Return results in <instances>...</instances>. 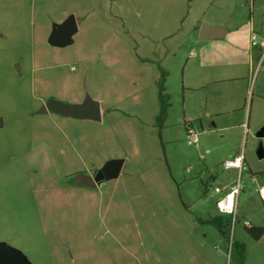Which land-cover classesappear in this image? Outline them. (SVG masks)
<instances>
[{
	"label": "rangeland",
	"instance_id": "1",
	"mask_svg": "<svg viewBox=\"0 0 264 264\" xmlns=\"http://www.w3.org/2000/svg\"><path fill=\"white\" fill-rule=\"evenodd\" d=\"M229 11L254 52L249 83L221 81L207 62L224 40L199 36ZM54 99L68 116L42 112ZM260 145L264 0H0V243L31 264H264L243 224L264 227ZM241 153L225 236L215 188L237 181L222 163ZM116 161L117 178L72 184Z\"/></svg>",
	"mask_w": 264,
	"mask_h": 264
},
{
	"label": "crops",
	"instance_id": "2",
	"mask_svg": "<svg viewBox=\"0 0 264 264\" xmlns=\"http://www.w3.org/2000/svg\"><path fill=\"white\" fill-rule=\"evenodd\" d=\"M233 16L234 15L229 11L223 15L216 16L210 21V23H205L211 26V28H218L221 30L216 31L213 35H222V37L213 40L210 39L211 41L224 40L217 43L220 51L215 55V60L210 59L207 63L215 64L214 67L216 68L220 67L221 69L219 71H223L225 75L229 72L228 76H224L225 78H219L221 81L226 80L228 82H239L247 80L249 83L252 72L255 70V59L252 54L254 52L251 50L247 53L242 50L243 46L241 45V40H239V35L244 30L242 29L241 22ZM194 29H199V27L195 26ZM200 61L204 63L202 60H199L198 62ZM221 73L222 72H219V74ZM98 113L100 118L104 114L102 110H99ZM231 185L222 188L227 189Z\"/></svg>",
	"mask_w": 264,
	"mask_h": 264
},
{
	"label": "water",
	"instance_id": "3",
	"mask_svg": "<svg viewBox=\"0 0 264 264\" xmlns=\"http://www.w3.org/2000/svg\"><path fill=\"white\" fill-rule=\"evenodd\" d=\"M216 31H221L218 28H211L208 24H204L201 29L200 39L202 40H213L222 37V35H213ZM49 111L56 112L58 114L68 116L71 112V106L60 101L51 100L46 104L42 112L47 113ZM91 113L96 114V118L91 116ZM88 116L93 119H100L99 113L89 112ZM258 154L260 157H264L263 149L260 145ZM117 161L112 163L109 168L105 171H99L95 175H88L84 173H79L75 176L73 184L80 187L96 188L97 185L108 178H117L119 176V167H117ZM0 264H31L20 252L4 246L0 243Z\"/></svg>",
	"mask_w": 264,
	"mask_h": 264
},
{
	"label": "built area",
	"instance_id": "4",
	"mask_svg": "<svg viewBox=\"0 0 264 264\" xmlns=\"http://www.w3.org/2000/svg\"><path fill=\"white\" fill-rule=\"evenodd\" d=\"M252 46H258V43L256 42V37L252 36ZM188 137L190 141L195 144L198 142V136L194 130L189 129L188 130ZM245 156L243 153L239 154L238 156L234 157L230 160H225L222 165L224 169L226 170H237L238 171V178L237 181H235L234 184H232L230 187L222 188V187H216L215 191L217 193L222 194L226 191V193L223 195L221 199H219L216 203L217 209L220 212V214L225 215L227 217H230V221L233 224V226L236 224L239 216L238 212V206H237V199L244 188V185H242V172L244 170V163H245ZM259 196L262 198V201L264 202V187L261 186L258 189ZM245 228H250L252 225L248 221L243 222ZM233 235V233H231ZM231 242V239H230Z\"/></svg>",
	"mask_w": 264,
	"mask_h": 264
},
{
	"label": "trees",
	"instance_id": "5",
	"mask_svg": "<svg viewBox=\"0 0 264 264\" xmlns=\"http://www.w3.org/2000/svg\"><path fill=\"white\" fill-rule=\"evenodd\" d=\"M165 80H166V74L165 72L161 75V80L159 82V89H158V96L161 103L160 106V115L158 117V121L160 124L163 123V120L166 116L167 107L169 106L168 97L164 93L165 88ZM209 223L216 225L217 228L220 230L222 234L226 236V230L230 223V217H227L225 215L215 217L209 221ZM248 233L253 237L255 240H259L260 238L264 237V227L262 226H251L250 228H247Z\"/></svg>",
	"mask_w": 264,
	"mask_h": 264
},
{
	"label": "flooded vegetation",
	"instance_id": "6",
	"mask_svg": "<svg viewBox=\"0 0 264 264\" xmlns=\"http://www.w3.org/2000/svg\"><path fill=\"white\" fill-rule=\"evenodd\" d=\"M78 174H79V173H78ZM76 175H77V174H76ZM76 175H75V176H76ZM88 175H89V174H88ZM74 178H75V177H74ZM74 178H72V184H73V180H74Z\"/></svg>",
	"mask_w": 264,
	"mask_h": 264
}]
</instances>
